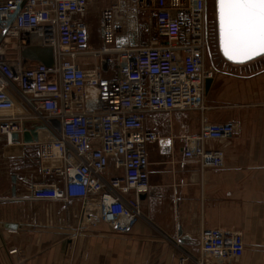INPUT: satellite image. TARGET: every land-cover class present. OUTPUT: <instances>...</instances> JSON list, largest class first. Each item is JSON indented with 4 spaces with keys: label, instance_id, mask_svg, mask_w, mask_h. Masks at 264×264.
I'll return each instance as SVG.
<instances>
[{
    "label": "built area",
    "instance_id": "obj_1",
    "mask_svg": "<svg viewBox=\"0 0 264 264\" xmlns=\"http://www.w3.org/2000/svg\"><path fill=\"white\" fill-rule=\"evenodd\" d=\"M95 1L0 0L3 41L14 38L18 46L53 51L52 66L19 54L0 55V134L11 140L22 131L11 89L31 101L44 119L57 118L58 135L36 146L42 173L58 181L31 186L29 197L78 201L77 227L105 223L127 234L142 216L141 194L149 187L147 145L159 138L145 127L147 114L205 111V82L216 69L206 61V0L110 3L100 9V46L93 49L82 17ZM138 11L147 12L153 31L149 26L145 44L131 45L136 36L129 30ZM87 54L96 62L78 64ZM235 132L231 122L202 116L200 130L182 137L183 156L202 167L221 166L223 151L205 144ZM111 158L120 174L107 173ZM198 245L203 254L199 264L238 258L245 248L240 231L222 229L203 230Z\"/></svg>",
    "mask_w": 264,
    "mask_h": 264
},
{
    "label": "crops",
    "instance_id": "obj_2",
    "mask_svg": "<svg viewBox=\"0 0 264 264\" xmlns=\"http://www.w3.org/2000/svg\"><path fill=\"white\" fill-rule=\"evenodd\" d=\"M92 6L82 17L87 28ZM147 16L138 11L133 17L131 45L147 42L141 37L142 28L148 29ZM97 43L88 35L90 47L98 49ZM24 48L14 38L0 41L1 56L19 54L31 61L21 55ZM94 62L90 54L78 58L81 66ZM237 65H242L240 75L214 74L204 94L205 111L147 114L145 127L159 138L147 145L149 187L141 194L142 216L127 234L105 223L77 227L78 201L29 197L31 186L58 181L42 173L36 145L58 135L60 128L57 118L44 119L31 101L11 89L22 131L18 140L0 134V264H199V237L209 229L240 231L245 248L238 258L207 264H264V58ZM202 116L236 126L231 137L205 144L223 151L221 166L202 167L183 156L182 137L200 130ZM36 125L43 126L37 141L24 143L23 132ZM112 162L107 173L120 174ZM12 248L16 252L10 253Z\"/></svg>",
    "mask_w": 264,
    "mask_h": 264
},
{
    "label": "snow or ice",
    "instance_id": "obj_3",
    "mask_svg": "<svg viewBox=\"0 0 264 264\" xmlns=\"http://www.w3.org/2000/svg\"><path fill=\"white\" fill-rule=\"evenodd\" d=\"M217 16L220 46L230 61L264 56V0H217Z\"/></svg>",
    "mask_w": 264,
    "mask_h": 264
},
{
    "label": "rangeland",
    "instance_id": "obj_4",
    "mask_svg": "<svg viewBox=\"0 0 264 264\" xmlns=\"http://www.w3.org/2000/svg\"><path fill=\"white\" fill-rule=\"evenodd\" d=\"M93 3L95 6H92L87 12L86 21L90 25L88 27L89 28V41L97 43L98 35H99L98 22H99V17H100V9H101L100 7L102 6L104 7V5L108 4V2H103L102 0H96ZM206 16H207V29H208L207 60H206L207 64L208 63L211 64L216 69L215 76L221 73H226V74L236 73L235 75H240L238 73H241L242 65H237V64L228 62L227 60L223 58V56L221 55L219 51L218 40H217L215 0H206ZM145 23L147 25L146 27L150 26L147 20ZM149 28L151 29V31H153L152 25ZM149 28L145 30V27H144L145 31L142 28L141 37L143 41L149 38V32H148ZM96 45L99 47L100 41ZM113 56H116V54H114ZM263 58L264 56L257 57L256 59L250 61V63H253L257 60H262Z\"/></svg>",
    "mask_w": 264,
    "mask_h": 264
},
{
    "label": "water",
    "instance_id": "obj_5",
    "mask_svg": "<svg viewBox=\"0 0 264 264\" xmlns=\"http://www.w3.org/2000/svg\"><path fill=\"white\" fill-rule=\"evenodd\" d=\"M215 5H216L217 40H218L219 51H220L221 55L223 56V58L225 60H227L228 62H231V63H234V64H243V63H237V62L230 61L223 53V49L221 48L220 41H219V25H218V16H217V0H215ZM3 36H4V32H2L1 35H0V41L2 40ZM21 55L23 57L29 58L31 60L41 61V62L45 63L48 66H52V64H53V51H52L51 47H46V48L27 47V48H24L21 51ZM211 82H212V78H207L206 79L205 91L208 90ZM56 122H57V128L59 129L60 128V123H59L58 120H56ZM41 128H43L42 125H36L30 130H25L23 132V134H22V141L24 143L37 141V139H38L37 130L41 129ZM11 139L12 140H18L19 139V133H13L11 135Z\"/></svg>",
    "mask_w": 264,
    "mask_h": 264
}]
</instances>
